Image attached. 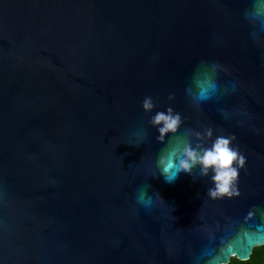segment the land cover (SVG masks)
I'll list each match as a JSON object with an SVG mask.
<instances>
[{
    "label": "water",
    "instance_id": "1",
    "mask_svg": "<svg viewBox=\"0 0 264 264\" xmlns=\"http://www.w3.org/2000/svg\"><path fill=\"white\" fill-rule=\"evenodd\" d=\"M219 136L239 195L211 198L198 164L165 182L167 149ZM257 242L264 0H0V264H227Z\"/></svg>",
    "mask_w": 264,
    "mask_h": 264
},
{
    "label": "clouds",
    "instance_id": "2",
    "mask_svg": "<svg viewBox=\"0 0 264 264\" xmlns=\"http://www.w3.org/2000/svg\"><path fill=\"white\" fill-rule=\"evenodd\" d=\"M255 16L259 19L261 14V5L258 3L254 5ZM196 86L198 95L201 98H207L209 89L214 87V83L209 80H197ZM153 104L151 98H145L143 101V109L145 111L151 110ZM168 114L157 112L152 118L151 123L155 125L163 124V127L158 129L160 135L158 141L163 142L166 133H175L180 124L179 115H172V110H167ZM211 130H208L206 135L211 137ZM235 139L234 136H219L212 143L210 148H200L199 150L191 147L190 144H183L182 147L173 146L166 150L158 159V167L160 168V175L165 182H173L180 172L191 174V170L195 165H200L201 175H207L208 170L211 169L214 173L212 182L213 189H209L208 195L211 198H218L222 196L239 195L233 188L235 181L239 175V169L245 165V158L240 152L231 147V142ZM179 153V155H178ZM138 202L147 204L144 196L137 197ZM253 248H264V243H254ZM237 259L235 252L231 253L227 264Z\"/></svg>",
    "mask_w": 264,
    "mask_h": 264
},
{
    "label": "trees",
    "instance_id": "3",
    "mask_svg": "<svg viewBox=\"0 0 264 264\" xmlns=\"http://www.w3.org/2000/svg\"><path fill=\"white\" fill-rule=\"evenodd\" d=\"M231 264H264V248L257 247L252 251L248 260L240 261L236 259L231 261Z\"/></svg>",
    "mask_w": 264,
    "mask_h": 264
}]
</instances>
